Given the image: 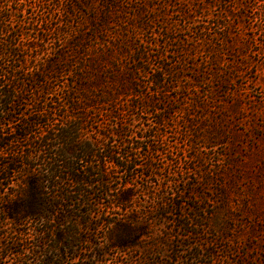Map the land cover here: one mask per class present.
I'll list each match as a JSON object with an SVG mask.
<instances>
[{"label": "trees", "instance_id": "1", "mask_svg": "<svg viewBox=\"0 0 264 264\" xmlns=\"http://www.w3.org/2000/svg\"><path fill=\"white\" fill-rule=\"evenodd\" d=\"M63 1L59 18L52 10L47 12L48 18L40 21L41 25L28 24L30 28L26 31L31 33L26 34L27 42L21 41L25 33L21 24H13L17 22L12 18L14 12L0 6V166L3 168L0 181L7 178V169L15 170L13 147L27 142L35 129L42 132L40 143H34L36 149L43 148L49 155L43 160L41 181L35 184L28 179L26 191L19 195L20 198L31 195L37 206H31L29 201L26 209L22 201L6 206L3 208L5 219L17 224L31 220L39 225L56 219L61 232L59 229L69 217L64 216L65 211L69 214L68 203L76 201L69 193L89 198L90 194L83 193L82 188L103 186L105 172L101 167L105 164L116 166L120 160L110 150L108 156L97 159L95 152L100 142L80 141L83 126L79 121L86 118L88 109L94 112L105 109V113L120 118L125 98L130 99L125 104L133 109L138 108L134 101H141L144 111L156 112L154 125L159 128L170 118L171 113L166 111L174 104L188 105L193 111L187 112L192 119L187 121L186 127L191 143L226 149L222 157L226 159L224 168L229 175L224 178V190L219 193L220 204L225 206L228 201V188H233L239 197L243 194L238 211L250 222L239 220L237 231L247 230V238L242 252L237 253L235 264L252 261L264 264V205L253 204L255 186L249 182L259 183L264 188V0H210L204 8H219L221 12L207 21L206 27L199 26L195 34L180 39L174 33L168 34V28L163 35L153 29L158 23L162 24L160 19L164 20L166 0H135L132 4L133 0ZM222 12L238 21L242 19L254 35L261 36V49H252L256 36L250 42L247 39L237 41L240 36L233 31L234 22L226 19ZM141 31H149L156 41L161 38L160 45L142 39ZM152 47H158L154 57L162 62L154 69L149 68ZM196 54L201 56V62L194 67H199L200 71L186 64L187 59H194ZM226 56L229 59H225ZM28 61L31 65L35 62L31 70L26 68ZM251 70L262 79L249 80L247 73ZM60 75L70 77L64 86L62 101L72 117L69 122L65 119V123L54 126L46 124V120L52 119L48 116L51 112L40 107L43 103L40 99L51 95L54 86L50 83ZM201 84L208 89L191 97L189 87L197 89ZM256 85L262 87L260 96L251 94ZM25 91L31 92L34 98L31 117L21 114L23 110L18 113L21 102H28ZM171 91L176 92V98L168 97ZM75 111H78L77 117ZM17 115L25 117L20 124H16ZM117 128L122 129L121 125ZM257 142H260L258 155ZM131 162L132 158L128 157L126 163ZM256 166L260 175L253 174ZM58 181L63 185L59 186ZM27 186L31 187L27 190ZM43 199L45 201H40ZM228 215L225 216V219L230 218L225 224L229 226H225L226 233L236 228L232 213ZM55 235V242H71L61 234ZM136 240L111 247L128 249ZM41 243L34 264H62L60 257L47 259L40 251ZM66 244L63 250L67 249ZM51 249L56 250L55 245ZM230 252L236 253L231 249ZM253 252H258L259 256L251 257ZM18 259L23 263L22 258Z\"/></svg>", "mask_w": 264, "mask_h": 264}, {"label": "rangeland", "instance_id": "2", "mask_svg": "<svg viewBox=\"0 0 264 264\" xmlns=\"http://www.w3.org/2000/svg\"><path fill=\"white\" fill-rule=\"evenodd\" d=\"M57 1L60 6H57ZM166 1L162 13L164 20L160 19L162 24L158 23L153 29L163 35L168 28L167 33H174L178 39L195 34L199 26L206 27L207 21L221 12L219 8H204L210 0ZM132 3H135V0ZM64 4L63 0H0L3 9L14 12L12 18L17 22L13 24H21L25 32L21 37L22 42H27L26 34L31 33L26 31L30 28L28 24L41 25L40 21L48 18L47 12L52 10L56 13V18H59ZM222 13L226 19L234 22L233 31L240 36L237 41L247 39L250 42L251 38L256 36L258 38L252 49H261V36L254 35L249 27L242 23V19L238 21L231 14L228 16ZM57 24L60 26V21ZM139 33L142 39L160 45L161 38L156 41L149 31ZM157 50L158 47L151 48L149 68L154 69L162 64L154 57L158 54ZM225 59L229 57L226 56ZM255 59L258 60L257 57ZM200 62L201 56L196 54L194 59H187L186 64L200 71L199 67H194ZM33 65L35 62L31 65L28 61L26 68L31 70ZM254 71L247 73L249 80L262 79V76L258 77ZM67 79H70L69 75H60L56 80H52L50 84L54 87L51 95L40 99L43 101L40 107L51 112L48 116L52 119L47 121L40 118L41 121L46 120V124L61 125L65 123V119H69V122L72 117L62 101ZM258 85L254 86L252 95L260 96L259 89L262 87ZM197 86V89L189 87L191 97L196 92L203 94L204 90L208 89L204 84ZM26 92L24 95L28 102H21L18 113L23 110L21 114L31 117L29 113L33 108L30 106L34 98L31 92ZM168 97L176 98L177 94L171 91ZM127 100L130 99L125 98L121 103L123 105L118 104L123 110L120 118L105 113V109L99 110L100 112L88 109L86 118L79 121L83 126L80 141L100 142V148L95 152L97 159L108 156L107 152L110 150L115 153V158H119L120 163L115 164L116 166L105 164L101 167L105 172V183L102 187L82 188L83 193L90 194L91 197L69 193L76 201L68 203L69 214L65 211L64 216L69 217L65 220L64 227L59 229L61 232L58 231L56 219L47 220L40 225L31 220L17 224L5 219L3 208L6 206L18 205L20 201L25 209L28 201L31 206H37L36 199L31 198V195L21 198L19 195L26 191L25 181L28 179L35 184L41 181V172L45 166L43 160L49 156L43 148L36 149L37 145L34 143H40L42 133L38 129L34 130L27 142L13 147L15 170L7 169V178L0 181V264H34L41 242L43 246L40 251L46 254L47 259L53 257L58 260L60 257L62 264H235L237 253L242 252L241 248L247 238V230L237 231L239 220L247 223L250 221L238 211L243 194L239 197L233 188H228V201L225 206L219 202V193L224 190V178L227 179L229 175L228 170L224 168L226 159L222 157L226 152L225 147L191 143L186 127L187 121L192 119L187 112L193 111L188 105L174 104L166 111L171 113L170 118L161 127L156 128V112L151 114L144 111L141 101H134L138 108L133 109L125 104ZM157 106L164 108L162 104ZM175 110L177 112L173 113ZM77 112L75 111L76 117ZM16 117V124L25 120L22 115ZM120 125L122 129L117 128ZM6 136L4 139H7ZM1 140L0 138V146ZM256 146L258 155L260 142H257ZM128 157L132 158V164L126 163ZM91 165L97 168L96 164ZM121 165L124 167L121 168ZM1 170L3 168L0 166V172ZM98 170L100 173V169ZM128 170L131 171L127 173ZM253 174L260 175L257 166ZM249 182L255 186L252 190L253 204L258 207L264 205L263 186L254 184L251 180ZM57 183L59 186L63 185L62 181ZM29 187L31 186H27V190ZM68 188L71 190V186ZM196 192L200 195L194 194ZM228 212L232 213L236 228L233 232L226 233L225 224L230 219H225ZM56 233L63 235L67 240L70 238L71 242H55L53 236ZM135 238L136 243L128 249L111 247ZM65 244L67 249L63 250ZM53 245L56 250L51 249ZM230 249L236 253L230 252ZM250 256L258 257L259 253L253 252ZM18 258H22L23 263H20Z\"/></svg>", "mask_w": 264, "mask_h": 264}]
</instances>
